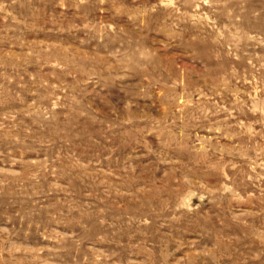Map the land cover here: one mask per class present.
Listing matches in <instances>:
<instances>
[{
	"label": "rangeland",
	"instance_id": "obj_1",
	"mask_svg": "<svg viewBox=\"0 0 264 264\" xmlns=\"http://www.w3.org/2000/svg\"><path fill=\"white\" fill-rule=\"evenodd\" d=\"M0 264H264V0H0Z\"/></svg>",
	"mask_w": 264,
	"mask_h": 264
}]
</instances>
